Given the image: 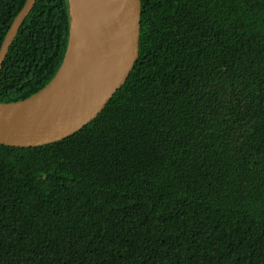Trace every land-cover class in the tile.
<instances>
[{
    "label": "trees",
    "instance_id": "obj_1",
    "mask_svg": "<svg viewBox=\"0 0 264 264\" xmlns=\"http://www.w3.org/2000/svg\"><path fill=\"white\" fill-rule=\"evenodd\" d=\"M140 53L74 134L0 143V264H264V0H141ZM26 0H0V48ZM70 0H37L0 102L45 87Z\"/></svg>",
    "mask_w": 264,
    "mask_h": 264
},
{
    "label": "water",
    "instance_id": "obj_2",
    "mask_svg": "<svg viewBox=\"0 0 264 264\" xmlns=\"http://www.w3.org/2000/svg\"><path fill=\"white\" fill-rule=\"evenodd\" d=\"M92 1V3H91ZM94 26L67 65L33 95L0 102V143L30 147L62 140L89 124L126 82L140 53L141 0H91ZM37 0H26L0 48V74L10 47ZM72 28L74 13L70 0Z\"/></svg>",
    "mask_w": 264,
    "mask_h": 264
},
{
    "label": "bare ground",
    "instance_id": "obj_3",
    "mask_svg": "<svg viewBox=\"0 0 264 264\" xmlns=\"http://www.w3.org/2000/svg\"><path fill=\"white\" fill-rule=\"evenodd\" d=\"M90 1L91 0H72L74 23L67 65L77 57L80 48L85 44L88 30L95 24L94 19L90 16Z\"/></svg>",
    "mask_w": 264,
    "mask_h": 264
}]
</instances>
